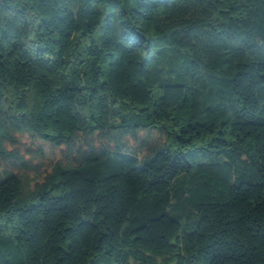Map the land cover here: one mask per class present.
Here are the masks:
<instances>
[{
  "label": "trees",
  "instance_id": "16d2710c",
  "mask_svg": "<svg viewBox=\"0 0 264 264\" xmlns=\"http://www.w3.org/2000/svg\"><path fill=\"white\" fill-rule=\"evenodd\" d=\"M0 264H264V0H0Z\"/></svg>",
  "mask_w": 264,
  "mask_h": 264
},
{
  "label": "rangeland",
  "instance_id": "374dc122",
  "mask_svg": "<svg viewBox=\"0 0 264 264\" xmlns=\"http://www.w3.org/2000/svg\"><path fill=\"white\" fill-rule=\"evenodd\" d=\"M19 143L16 145V148H18L21 152V154L28 159L29 161H32L33 163H41L45 161V157H41L38 152L35 150L36 147H39L43 150L44 156L46 157H58V149L52 148L49 144L38 141V145H36L35 142H32L31 139H29L27 136H18ZM11 149V147H8Z\"/></svg>",
  "mask_w": 264,
  "mask_h": 264
}]
</instances>
